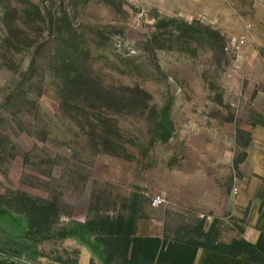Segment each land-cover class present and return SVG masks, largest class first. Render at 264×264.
Wrapping results in <instances>:
<instances>
[{
	"label": "rangeland",
	"instance_id": "374dc122",
	"mask_svg": "<svg viewBox=\"0 0 264 264\" xmlns=\"http://www.w3.org/2000/svg\"><path fill=\"white\" fill-rule=\"evenodd\" d=\"M258 130L264 4L0 0V264H79L105 218L167 240L263 231L264 177L243 168Z\"/></svg>",
	"mask_w": 264,
	"mask_h": 264
},
{
	"label": "trees",
	"instance_id": "16d2710c",
	"mask_svg": "<svg viewBox=\"0 0 264 264\" xmlns=\"http://www.w3.org/2000/svg\"><path fill=\"white\" fill-rule=\"evenodd\" d=\"M41 208L46 211L53 205ZM84 229L93 233L96 242L103 246L105 264H195L201 249L219 255L220 260L232 259L234 264H264V230L256 243L240 239L225 244L218 241L211 229L189 239L140 236L132 217L89 221ZM204 264L218 263L207 260Z\"/></svg>",
	"mask_w": 264,
	"mask_h": 264
},
{
	"label": "crops",
	"instance_id": "0c3cea01",
	"mask_svg": "<svg viewBox=\"0 0 264 264\" xmlns=\"http://www.w3.org/2000/svg\"><path fill=\"white\" fill-rule=\"evenodd\" d=\"M238 2L239 0L237 1V3ZM249 25H250V28H252V30L255 29V32L254 34H252L251 30H249L246 32V34L243 35L247 38V45H248L249 40L250 41L257 40V35L261 32L260 23L254 22ZM247 45L244 48L243 52L240 53V55L235 56L236 57L235 67L239 71H241L242 68L244 69L246 65H247V69L249 65H253V61H250V56H246V53L249 52L247 50ZM243 168L246 172V177L252 179L251 186L256 187L260 179L258 180V178H256L255 176L264 177V131L263 130H258L255 133L254 140L251 142L250 146L246 150V158L243 163ZM260 182L262 181L260 180ZM241 199L242 201L244 200L243 203L249 204L248 198L242 197ZM256 203L257 202L255 201L254 205H256V208L253 209L254 212H256L258 209V205ZM252 218L254 220L256 217L253 216ZM252 226H253V222H251V226H248L245 229L241 238L246 240L247 242L256 243L259 239L260 232H257V230L253 228ZM93 244H94V247H92L91 251L90 249L84 250V251L82 250V257L80 258L79 264H90L92 260H95L93 257V253H92V250H95V249L100 252L99 261H102V262L106 261V257L103 252L104 248L102 247L101 249H99L98 245L100 244L98 243H93Z\"/></svg>",
	"mask_w": 264,
	"mask_h": 264
},
{
	"label": "built area",
	"instance_id": "2783aa9c",
	"mask_svg": "<svg viewBox=\"0 0 264 264\" xmlns=\"http://www.w3.org/2000/svg\"><path fill=\"white\" fill-rule=\"evenodd\" d=\"M136 3L143 5L146 3H153L156 2L157 0H134ZM225 2H227L228 4L232 5L237 3L238 0H224ZM254 2L257 3H261L264 4V0H252ZM248 28H250V25H248ZM247 45V38L245 36H242L238 39H233L232 43H231V48L233 53L235 54V56L240 55V53L243 52L244 48ZM163 204V200L162 199H155L154 200V205L159 207Z\"/></svg>",
	"mask_w": 264,
	"mask_h": 264
}]
</instances>
